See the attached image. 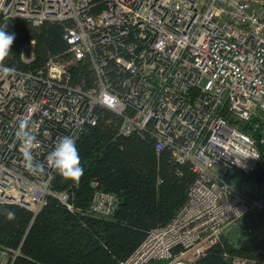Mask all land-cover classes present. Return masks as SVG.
Segmentation results:
<instances>
[{"label": "built area", "instance_id": "1", "mask_svg": "<svg viewBox=\"0 0 264 264\" xmlns=\"http://www.w3.org/2000/svg\"><path fill=\"white\" fill-rule=\"evenodd\" d=\"M21 21L64 24L72 58L39 70L9 64L11 51L0 59L15 69L0 71V203L38 214L54 195L73 209L53 190L59 171L46 157L62 135L77 139L96 124L100 106L122 117L123 134L148 133L196 175L174 219L121 264H198L238 221L264 211V181L240 189L227 174L251 176L262 159L242 125L262 127L264 145V0H0V28L16 33ZM35 46L20 47L23 63H33ZM86 60L94 88L71 81L69 66ZM22 121L38 141L31 166ZM118 205L96 190L90 211L109 217Z\"/></svg>", "mask_w": 264, "mask_h": 264}, {"label": "trees", "instance_id": "2", "mask_svg": "<svg viewBox=\"0 0 264 264\" xmlns=\"http://www.w3.org/2000/svg\"><path fill=\"white\" fill-rule=\"evenodd\" d=\"M15 34L9 64L18 68L39 70L50 59L65 63L72 58L64 24L47 22L36 29L21 21ZM32 39L36 41V58L27 65L19 51ZM68 70L73 84L96 87V75L87 60ZM94 115L96 124L86 125L76 139L83 174L68 178L59 172L52 183L55 192L70 195L73 209L54 195L38 214L17 204L0 203L3 264H121L150 231L169 224L186 204L196 178L190 163L178 162L168 148L158 151L156 139L148 133L123 134L122 117L114 111L98 106ZM242 129L258 140L262 162V127L256 130L254 124L243 123ZM231 172L235 173H227L230 181L246 189L248 186L230 178ZM240 176L244 185L252 182L251 176ZM96 190L117 196L119 205L112 216L91 213ZM9 209L15 212L14 217L7 216ZM235 225L198 264H230L236 256L253 264L264 263V211L253 212Z\"/></svg>", "mask_w": 264, "mask_h": 264}, {"label": "clouds", "instance_id": "3", "mask_svg": "<svg viewBox=\"0 0 264 264\" xmlns=\"http://www.w3.org/2000/svg\"><path fill=\"white\" fill-rule=\"evenodd\" d=\"M15 38L16 34L14 32H9L6 31V29L0 28V59H3L10 53ZM0 71L8 73L15 71V69L8 65H2L0 66ZM26 124L27 121L21 122V129L17 133V137L24 146V157L29 166H31L34 161L32 149L38 141L36 136L27 130L25 127ZM46 159L64 177L78 178L84 172V167L81 164V156L76 144V138L72 135H62L56 141L54 148L48 153ZM14 215L15 212L13 210H7V216L9 218L14 217Z\"/></svg>", "mask_w": 264, "mask_h": 264}, {"label": "rangeland", "instance_id": "4", "mask_svg": "<svg viewBox=\"0 0 264 264\" xmlns=\"http://www.w3.org/2000/svg\"><path fill=\"white\" fill-rule=\"evenodd\" d=\"M263 159V158H262ZM230 178L231 179H233L234 181H237V182H239L240 184H241V186H255V185H258L260 182H261V180H264V160H262V162L260 163V165H259V167H258V169L256 170V172L253 174V175H251V181L252 182H250L249 184H246V185H244L243 184V179H242V177L240 176V175H237L236 173H230ZM0 264H3L4 262L2 261V259L0 258Z\"/></svg>", "mask_w": 264, "mask_h": 264}]
</instances>
